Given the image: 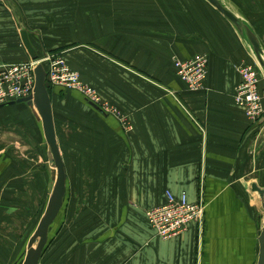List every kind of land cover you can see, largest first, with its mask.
I'll return each instance as SVG.
<instances>
[{
	"label": "crops",
	"instance_id": "crops-1",
	"mask_svg": "<svg viewBox=\"0 0 264 264\" xmlns=\"http://www.w3.org/2000/svg\"><path fill=\"white\" fill-rule=\"evenodd\" d=\"M15 3L0 6V67L32 61L26 30L38 58L62 54L115 110L51 91L67 193L40 264H258L264 218L237 184L256 127L234 99L238 66L257 61L232 24L206 0ZM202 56L191 91L174 62ZM43 131L36 109L0 105V264H17L55 186ZM168 192L204 199L203 228L155 233L146 214Z\"/></svg>",
	"mask_w": 264,
	"mask_h": 264
},
{
	"label": "built area",
	"instance_id": "built-area-1",
	"mask_svg": "<svg viewBox=\"0 0 264 264\" xmlns=\"http://www.w3.org/2000/svg\"><path fill=\"white\" fill-rule=\"evenodd\" d=\"M43 64L50 85L81 93L89 103L98 106L104 113H115L108 103L102 101L99 93L86 84L80 73L73 70L62 54H46L39 60L24 63L7 64L0 67V105L33 96L36 78L35 68ZM209 59L205 56L190 60L174 62L179 78L186 83L191 91L204 88L207 78ZM241 82L236 87L235 102L245 110L250 123L257 124L264 118L263 97L259 86L261 72L256 65L243 64L238 66ZM130 127V126H128ZM206 214L204 199L191 203L187 194L175 197L167 193L166 204L147 211L148 223L155 233L163 240H171L185 234L190 226L203 228Z\"/></svg>",
	"mask_w": 264,
	"mask_h": 264
},
{
	"label": "water",
	"instance_id": "water-1",
	"mask_svg": "<svg viewBox=\"0 0 264 264\" xmlns=\"http://www.w3.org/2000/svg\"><path fill=\"white\" fill-rule=\"evenodd\" d=\"M4 1V0H0ZM213 6L232 26L238 31L239 35L246 40L254 57L259 63L260 67L264 68V48L261 44L254 29L241 17L235 14L223 0H206ZM21 39L23 46L30 55L32 60H37L38 56L29 38V33L26 30L21 31ZM261 69V68H260ZM35 89L33 96L19 99L16 101L3 104L5 106H13L15 104H27L29 107L36 109L38 112L44 129L46 142L49 146L52 162L55 168L54 181L55 186L52 195L48 201L47 208L43 217L41 218L34 234L28 242V250L24 258L23 264H40L42 255L46 246L49 243L50 229L61 213L66 193H67V173L64 161L57 145L56 130L53 118L52 101L49 93L50 83L47 81V72L43 64H38L35 68ZM90 105L97 111L102 110L94 104ZM252 192L259 195L262 201V209L264 210V189L259 187L256 183L251 186ZM259 242V257L258 264H264V221L261 229V234L258 239Z\"/></svg>",
	"mask_w": 264,
	"mask_h": 264
},
{
	"label": "rangeland",
	"instance_id": "rangeland-1",
	"mask_svg": "<svg viewBox=\"0 0 264 264\" xmlns=\"http://www.w3.org/2000/svg\"><path fill=\"white\" fill-rule=\"evenodd\" d=\"M228 6L236 12L240 17H242L251 27H255V31L260 37V41L263 43L264 47V0H223ZM8 4L12 11H17V5L15 0H4L0 2L1 4ZM246 41V40H245ZM40 57L38 58V60ZM256 59V58H255ZM257 61V60H256ZM257 68H261V81L259 90L263 97L264 106V68L260 67L259 63H255ZM95 89V87L93 88ZM99 95L100 92L95 89ZM255 126V137L251 143L248 150V155L245 157L244 162L238 169L237 184L238 186L247 191L250 199L258 204L261 211V216L264 218V210L262 209V201L258 194L253 193L251 186L256 183L259 187L264 189V118L257 124L253 123ZM56 231V225L51 228L50 238L53 239ZM32 235V234H31ZM28 246L25 247L23 254L18 260L17 264H23L24 258L27 253Z\"/></svg>",
	"mask_w": 264,
	"mask_h": 264
},
{
	"label": "trees",
	"instance_id": "trees-1",
	"mask_svg": "<svg viewBox=\"0 0 264 264\" xmlns=\"http://www.w3.org/2000/svg\"><path fill=\"white\" fill-rule=\"evenodd\" d=\"M53 88H55V86H52V85H51L50 88H49V93H50V95H51V91H53ZM62 89H63V88H62ZM65 199H66V198H65ZM64 204H65V203H64ZM50 240H51V239H50V237H49V240H48L49 243L51 242ZM49 243H48V245H49ZM48 245H47V246H48ZM47 246H46V248H47ZM46 248H45V249H46Z\"/></svg>",
	"mask_w": 264,
	"mask_h": 264
}]
</instances>
